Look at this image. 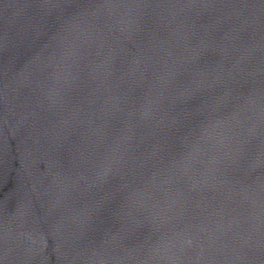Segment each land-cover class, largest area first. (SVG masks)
Instances as JSON below:
<instances>
[{
  "label": "water",
  "instance_id": "95a60500",
  "mask_svg": "<svg viewBox=\"0 0 264 264\" xmlns=\"http://www.w3.org/2000/svg\"><path fill=\"white\" fill-rule=\"evenodd\" d=\"M0 264H264V0H0Z\"/></svg>",
  "mask_w": 264,
  "mask_h": 264
}]
</instances>
